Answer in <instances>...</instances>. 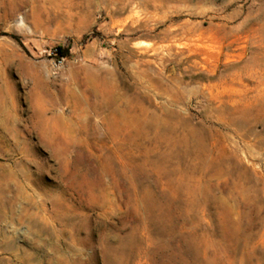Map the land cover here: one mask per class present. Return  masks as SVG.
I'll return each instance as SVG.
<instances>
[{
    "label": "rangeland",
    "instance_id": "374dc122",
    "mask_svg": "<svg viewBox=\"0 0 264 264\" xmlns=\"http://www.w3.org/2000/svg\"><path fill=\"white\" fill-rule=\"evenodd\" d=\"M0 264H264V0H0Z\"/></svg>",
    "mask_w": 264,
    "mask_h": 264
},
{
    "label": "trees",
    "instance_id": "16d2710c",
    "mask_svg": "<svg viewBox=\"0 0 264 264\" xmlns=\"http://www.w3.org/2000/svg\"><path fill=\"white\" fill-rule=\"evenodd\" d=\"M59 49L61 50V47H59Z\"/></svg>",
    "mask_w": 264,
    "mask_h": 264
},
{
    "label": "bare ground",
    "instance_id": "6f19581e",
    "mask_svg": "<svg viewBox=\"0 0 264 264\" xmlns=\"http://www.w3.org/2000/svg\"><path fill=\"white\" fill-rule=\"evenodd\" d=\"M200 38V37H199Z\"/></svg>",
    "mask_w": 264,
    "mask_h": 264
}]
</instances>
